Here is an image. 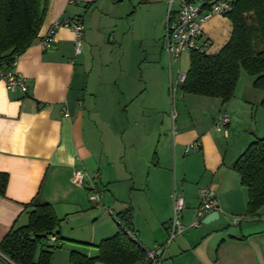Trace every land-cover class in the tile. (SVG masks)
<instances>
[{"label":"crops","instance_id":"1","mask_svg":"<svg viewBox=\"0 0 264 264\" xmlns=\"http://www.w3.org/2000/svg\"><path fill=\"white\" fill-rule=\"evenodd\" d=\"M152 1L163 10L161 37L169 0ZM123 6L110 0H49L38 39L18 58L28 92H12L0 84V174L8 176L5 194L0 195V244L13 227L28 223L26 207L35 202L51 204L60 219L55 235L61 245L53 251L51 264H70L72 251L96 256L97 245L118 231L116 216L128 209L135 237L147 250H156L168 241L174 199L181 195L186 229L165 249L162 264H264V206L257 216H246L248 191L233 169L258 137L251 131L253 104L241 86L242 73L226 104L184 94L180 87L172 93L166 74L156 87V69L148 53L139 63L125 64L123 45L117 75L99 40L106 44L109 37L110 44L116 42L110 35L127 11ZM167 15L168 10L166 19ZM136 16V11L129 14ZM75 19L84 28L80 53L74 30L60 25ZM51 30L54 42L43 49ZM202 30L208 54H217L230 41L233 25L227 16H214ZM160 58L168 63L164 45ZM166 66L159 69L165 72ZM97 69L98 78H93ZM107 72L115 78H105ZM247 80L253 88L254 77ZM156 94L158 108L151 104ZM205 107L210 111L204 112ZM224 112L230 124L219 130L217 120ZM158 114L166 115L167 121L156 127ZM194 142L200 148L186 153ZM76 169L85 172L84 187L72 182ZM92 179L103 192L97 202L90 200ZM123 179L129 180L124 192L118 188ZM205 188L216 192L221 216L193 228L199 193ZM235 217L253 220L244 231H234L230 225L241 222ZM0 264L14 263L5 257Z\"/></svg>","mask_w":264,"mask_h":264},{"label":"trees","instance_id":"2","mask_svg":"<svg viewBox=\"0 0 264 264\" xmlns=\"http://www.w3.org/2000/svg\"><path fill=\"white\" fill-rule=\"evenodd\" d=\"M48 4L49 0H0V62L10 64L34 44ZM227 17L233 25L230 41L217 54L193 50L180 89L226 104L234 97L244 71L254 77L253 87L263 93L264 108V0H236ZM233 169L248 191L246 216L255 217L264 206V138L251 143ZM7 183L8 176L0 174V195L5 194ZM26 209L28 223L5 235L0 253L14 264H51L53 251L60 246L50 245L47 239L59 231L60 219L48 203L32 202ZM115 219L118 231L97 245V255L72 251L70 264H150L147 249L135 237L131 209Z\"/></svg>","mask_w":264,"mask_h":264},{"label":"built area","instance_id":"3","mask_svg":"<svg viewBox=\"0 0 264 264\" xmlns=\"http://www.w3.org/2000/svg\"><path fill=\"white\" fill-rule=\"evenodd\" d=\"M236 0H169L168 15L163 37L164 50L168 57V71L170 89L174 93L186 79V73L181 70L182 57L193 50L208 52L209 42L203 40L202 26L214 16H227L233 11ZM176 5V7H174ZM60 25L70 27L76 34V52H81V41L83 39V23L79 19L66 20ZM54 42V31L51 30L42 43L43 49H49ZM18 58L10 64L0 62V84H4L9 91H21L27 93L29 90L28 79L19 72ZM230 124L227 113H221L217 120V128L221 130ZM200 143L194 142L187 146L186 153L198 150ZM72 182L79 187L86 185V175L82 169H76L72 176ZM90 200L100 201L102 190L99 188L97 179H92L89 184ZM200 206L197 216L191 227L198 228L204 218L217 210V194L212 189H201L199 193ZM185 209V201L181 195L174 199L173 217L170 225V233L164 247L156 250H147L150 264H162L165 247H168L176 238L181 236L186 227L182 222V213ZM241 221L240 217H235ZM132 235V234H130ZM50 245L60 246L61 241L56 235H50L47 239ZM2 255L0 254V260Z\"/></svg>","mask_w":264,"mask_h":264},{"label":"rangeland","instance_id":"4","mask_svg":"<svg viewBox=\"0 0 264 264\" xmlns=\"http://www.w3.org/2000/svg\"><path fill=\"white\" fill-rule=\"evenodd\" d=\"M113 4L119 5L123 4L124 6L121 9H125V15L122 16V19L118 21V29L115 34L110 35L112 38L114 37L116 42L114 44H110L109 37H107L106 44L103 43V38L99 41L101 44H103L105 56L109 57V61L112 62V69L113 71L118 75L119 72V64L122 61L120 48L123 45V47L126 50V56L124 58V63H139L141 62L146 56L145 54L148 53V61L149 63H153L155 65L156 71L154 72V79L156 87H159V82H161L164 79V74H166L167 80L169 79V71H168V63L166 62V58L162 61L160 58V55L162 54V37H163V29L164 24L166 21V14L169 7L166 8V13L163 21L162 26V36L159 37L160 34V26H159V19L161 17L162 11L157 6L156 2H153L152 0H110ZM144 3V4H143ZM176 7V5L174 6ZM133 11H136V18L132 19L129 17V14ZM124 14V12H123ZM132 16V15H131ZM128 24H131L132 27H129ZM109 36V35H108ZM81 43L85 44V38L82 39ZM144 53V54H143ZM113 55V56H111ZM147 55V54H146ZM111 56V57H110ZM82 57L79 58V64L82 63ZM90 60V59H89ZM91 64V63H90ZM163 67V65H167L165 72H163L161 69H159V66ZM190 67V54L186 53L183 55L182 59V65L181 70L186 73L189 70ZM90 69V68H89ZM99 75V69L94 70L93 72V78H98ZM242 80H241V86L245 88L246 90V99L250 100L253 104V121H252V133L256 134L258 132V137H254L255 140L257 138H264L263 133V127H264V119L261 114V107H259V103L263 97V93L254 87L252 88V85L248 84V80L252 76L248 75L246 72H242ZM115 78L114 75L111 73H106L105 78L112 79ZM89 78V76H88ZM124 77L122 78V80ZM116 86L119 84V79H116ZM157 89V88H156ZM179 92V91H178ZM168 98V96H167ZM206 99V98H204ZM159 96L158 94L153 95V99L151 101L152 105L157 106L161 105V101H158ZM168 103L170 106V110L172 107L171 101L168 98ZM175 108L177 111L176 101H175ZM210 111L205 107L204 112ZM209 116V113H207ZM165 119V122L167 121L166 115L164 114H158V117L155 119V126L159 125L161 121ZM123 125L127 126L128 119L125 115L122 116ZM172 121V118H171ZM179 121V120H178ZM166 124V123H165ZM172 124V122H171ZM179 125V122H178ZM179 127V126H178ZM129 180L123 179L120 183H118V188L124 192V189L128 185ZM108 194V193H107ZM252 218H247L239 223H233L230 225V227L234 231H239L240 229L244 231L246 225L248 223L252 222ZM201 225H204L201 223ZM229 228V227H228ZM167 247H165L166 249ZM39 254V253H38Z\"/></svg>","mask_w":264,"mask_h":264},{"label":"water","instance_id":"5","mask_svg":"<svg viewBox=\"0 0 264 264\" xmlns=\"http://www.w3.org/2000/svg\"><path fill=\"white\" fill-rule=\"evenodd\" d=\"M220 216H221V214H220L219 208H217L216 211H214V212L208 214V215L204 218V220L202 221V223H203L204 225L209 224V223H212V222L218 220V219L220 218Z\"/></svg>","mask_w":264,"mask_h":264}]
</instances>
